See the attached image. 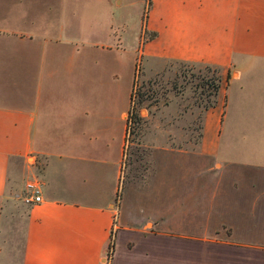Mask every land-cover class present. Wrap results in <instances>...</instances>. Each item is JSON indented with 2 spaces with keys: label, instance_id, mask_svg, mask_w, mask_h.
Instances as JSON below:
<instances>
[{
  "label": "crops",
  "instance_id": "crops-1",
  "mask_svg": "<svg viewBox=\"0 0 264 264\" xmlns=\"http://www.w3.org/2000/svg\"><path fill=\"white\" fill-rule=\"evenodd\" d=\"M42 1L0 0V264H264V0H105L140 12L147 74L181 62L220 79L197 142L157 120L144 164L124 152L136 55L110 93L117 34L63 33L65 0ZM29 173L41 201L24 204L12 192Z\"/></svg>",
  "mask_w": 264,
  "mask_h": 264
},
{
  "label": "rangeland",
  "instance_id": "rangeland-1",
  "mask_svg": "<svg viewBox=\"0 0 264 264\" xmlns=\"http://www.w3.org/2000/svg\"><path fill=\"white\" fill-rule=\"evenodd\" d=\"M47 8L53 0H43ZM42 1V3H43ZM31 7H34L31 5ZM63 16L61 29L63 33H96L105 42L114 45L117 34L121 46L105 48V88L110 93L115 90L119 95H125V90L131 84L134 75V58L138 48L140 12L134 6H121L120 12L113 16L108 15L105 9V0H65L62 3ZM146 9L143 13V20ZM48 17L44 21L45 28H50ZM59 26L57 25L58 29ZM148 38L145 33L140 40L139 49ZM135 78L131 97L130 110L132 113V126L130 129L129 150L141 157V163L146 161V148L143 145V136L149 132L151 124L161 120L162 125L172 122L180 136L189 130L190 142L195 143L199 136L201 114L213 101L211 83L218 77L216 70L181 62H168L164 69L149 75L143 69V60L139 53L136 55ZM151 64V62H148ZM113 89V90H112ZM174 108V113H167V106ZM177 141V139H176ZM128 150V151H129ZM30 163L31 158L28 160ZM39 168L38 161L35 162ZM33 176L31 173L23 176L12 192L17 202L24 203L26 195V182ZM248 194V193H247ZM249 197V196H248ZM241 207H245L242 199ZM249 207V204H248ZM263 209V211H262ZM258 221L263 218L264 207L259 206L256 213ZM117 223V222H116ZM111 250L107 254L111 255Z\"/></svg>",
  "mask_w": 264,
  "mask_h": 264
},
{
  "label": "built area",
  "instance_id": "built-area-1",
  "mask_svg": "<svg viewBox=\"0 0 264 264\" xmlns=\"http://www.w3.org/2000/svg\"><path fill=\"white\" fill-rule=\"evenodd\" d=\"M131 100H133V97H131ZM132 126V113L131 111L127 114V129H126V136H125V146H124V152L126 156V151L128 149V145L130 143V129ZM26 195L24 197V202L27 204L31 203H37L41 201V181L38 176H33L31 179H29L26 182L25 185ZM114 218L111 226V239H110V247L108 250L113 251V241L115 238V232L117 229L116 222H117V215H118V202L114 204ZM112 254V253H111ZM111 255H106V262H109Z\"/></svg>",
  "mask_w": 264,
  "mask_h": 264
},
{
  "label": "trees",
  "instance_id": "trees-1",
  "mask_svg": "<svg viewBox=\"0 0 264 264\" xmlns=\"http://www.w3.org/2000/svg\"><path fill=\"white\" fill-rule=\"evenodd\" d=\"M149 4H150V1L148 0V5ZM219 82H220V79H219V76H218L211 83L210 87H211V90H212V96H214L217 93V90L219 88ZM211 105H212V103L209 106H211ZM109 247H110V245H109Z\"/></svg>",
  "mask_w": 264,
  "mask_h": 264
}]
</instances>
